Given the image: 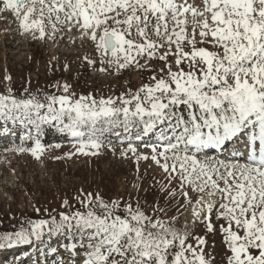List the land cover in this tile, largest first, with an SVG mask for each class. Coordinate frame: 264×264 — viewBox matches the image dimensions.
Returning a JSON list of instances; mask_svg holds the SVG:
<instances>
[{
  "label": "snow or ice",
  "instance_id": "obj_1",
  "mask_svg": "<svg viewBox=\"0 0 264 264\" xmlns=\"http://www.w3.org/2000/svg\"><path fill=\"white\" fill-rule=\"evenodd\" d=\"M3 12L34 39L75 29L99 72L147 73L136 90L107 97H77L67 83L52 86L59 95L9 88L0 136L19 132L20 143L6 151L39 160L61 147L42 142L52 128L75 149L56 159L120 147L167 181H156L163 206L81 189L79 207L35 208L37 218L0 228V252L14 256L6 264H264V0H0Z\"/></svg>",
  "mask_w": 264,
  "mask_h": 264
},
{
  "label": "rangeland",
  "instance_id": "obj_2",
  "mask_svg": "<svg viewBox=\"0 0 264 264\" xmlns=\"http://www.w3.org/2000/svg\"><path fill=\"white\" fill-rule=\"evenodd\" d=\"M188 3L197 7L201 0H188ZM85 56L99 60L94 45L82 42L75 29L57 33L55 40L34 39L31 34H21L19 22L12 13H0V94H8L10 88L20 98L26 95L27 88L38 94L39 90L59 95L62 90L52 86L67 83L71 86L70 92L77 97L89 93L107 97L129 88L136 90L147 79V73L135 70H125L120 75L99 72L96 70L99 63L95 69L89 67L84 62ZM154 63L161 66L162 62ZM43 139L45 144H60L61 147L49 148L37 160L28 153L6 151L20 143L19 132L15 137L11 134L0 136V228L12 230L24 217L37 218L35 208L40 209L41 216L45 215V209L62 211L64 199L79 207L74 197L80 196L81 189L85 194L99 192L105 198H132L133 203L137 197L142 204L145 201L152 204L158 198L161 206L164 205L166 193H160L156 181H167L150 159L136 162L131 157L122 158L120 147L116 148L115 155L104 149L103 154L95 157L76 155L71 159H56L75 151L69 139L52 128L46 129ZM139 151L148 153L149 149L141 147ZM134 184L140 185L139 193ZM168 214L175 215L176 209L170 207ZM189 216L190 213L182 216L177 226L183 227ZM195 232L202 234L203 228L197 225ZM208 239L211 242V236ZM216 243L219 248V237ZM15 254L24 259L21 251L16 250ZM12 259V253L0 252V264Z\"/></svg>",
  "mask_w": 264,
  "mask_h": 264
},
{
  "label": "trees",
  "instance_id": "obj_3",
  "mask_svg": "<svg viewBox=\"0 0 264 264\" xmlns=\"http://www.w3.org/2000/svg\"><path fill=\"white\" fill-rule=\"evenodd\" d=\"M44 140V139H43ZM3 150L5 149V148H2ZM2 153H0V155H1Z\"/></svg>",
  "mask_w": 264,
  "mask_h": 264
},
{
  "label": "bare ground",
  "instance_id": "obj_4",
  "mask_svg": "<svg viewBox=\"0 0 264 264\" xmlns=\"http://www.w3.org/2000/svg\"><path fill=\"white\" fill-rule=\"evenodd\" d=\"M191 1V0H190ZM73 36L75 37V35L73 34ZM190 217V216H189Z\"/></svg>",
  "mask_w": 264,
  "mask_h": 264
}]
</instances>
